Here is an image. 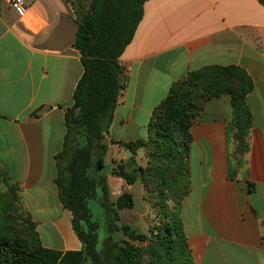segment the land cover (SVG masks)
Wrapping results in <instances>:
<instances>
[{
  "label": "crops",
  "instance_id": "0c3cea01",
  "mask_svg": "<svg viewBox=\"0 0 264 264\" xmlns=\"http://www.w3.org/2000/svg\"><path fill=\"white\" fill-rule=\"evenodd\" d=\"M75 34L67 0H29L23 18L0 0V167L18 186L42 246L60 252L81 250L54 182L64 111L82 74ZM119 65L123 89L96 175L105 177L111 201L131 195L133 207L122 211L132 218L120 220L142 233L149 205L141 185L111 170L143 168L146 158L140 149L135 164L128 163L123 145L147 139L153 109L189 72L237 66L251 78L248 151L235 177H229V96L207 101L191 125L190 190L180 219L195 264H264V6L257 0H146Z\"/></svg>",
  "mask_w": 264,
  "mask_h": 264
},
{
  "label": "trees",
  "instance_id": "16d2710c",
  "mask_svg": "<svg viewBox=\"0 0 264 264\" xmlns=\"http://www.w3.org/2000/svg\"><path fill=\"white\" fill-rule=\"evenodd\" d=\"M71 5L76 24L73 48L82 74L72 105L64 111L65 134L55 155V185L62 206L72 214V229L81 250L60 252L42 246L36 225L21 207L18 186L0 167V264H195L180 219V205L190 190L191 125L207 101L229 96L233 140L228 156L229 177H235L248 151L251 115L245 98L253 82L237 66H208L189 72L173 83L151 113L146 140L123 145L131 154L142 149L146 165L125 171L118 164L111 173L132 185L139 182L143 199L155 221L146 233L122 223L119 211L131 209L130 194L111 201L102 167V142L113 120L123 89L119 58L139 24L146 0H77ZM86 1V7L83 6ZM264 6V0H257ZM251 186H249V189ZM99 197V199H98ZM106 216V237L97 250L101 223L93 217L90 201L97 200Z\"/></svg>",
  "mask_w": 264,
  "mask_h": 264
},
{
  "label": "rangeland",
  "instance_id": "374dc122",
  "mask_svg": "<svg viewBox=\"0 0 264 264\" xmlns=\"http://www.w3.org/2000/svg\"><path fill=\"white\" fill-rule=\"evenodd\" d=\"M74 7V9H78V6L80 5V3L77 0H68ZM83 6L86 7V1H83ZM4 187L2 185H0V191H3ZM89 207L92 211L93 217L95 219H97L100 223H101V228L98 231V241H97V250L99 251L102 248L103 242L105 240L106 237V216H105V211L103 209V207L100 206V204L98 203V200H94V201H90L89 203ZM119 216H121L122 218L125 216V220L126 219H130L132 218V215L129 213H126L125 215V211H122ZM155 221L154 218V214L153 212L150 210L147 214L144 215V221H142L144 223V225L148 226L150 224H153ZM138 221H133V224H136ZM141 222V223H142Z\"/></svg>",
  "mask_w": 264,
  "mask_h": 264
},
{
  "label": "built area",
  "instance_id": "2783aa9c",
  "mask_svg": "<svg viewBox=\"0 0 264 264\" xmlns=\"http://www.w3.org/2000/svg\"><path fill=\"white\" fill-rule=\"evenodd\" d=\"M29 0H8L10 8L14 11L18 18L26 16Z\"/></svg>",
  "mask_w": 264,
  "mask_h": 264
}]
</instances>
